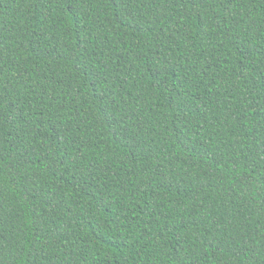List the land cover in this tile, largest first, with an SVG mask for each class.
Wrapping results in <instances>:
<instances>
[{
	"label": "trees",
	"instance_id": "16d2710c",
	"mask_svg": "<svg viewBox=\"0 0 264 264\" xmlns=\"http://www.w3.org/2000/svg\"><path fill=\"white\" fill-rule=\"evenodd\" d=\"M0 264H264V0H0Z\"/></svg>",
	"mask_w": 264,
	"mask_h": 264
}]
</instances>
